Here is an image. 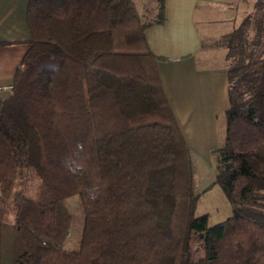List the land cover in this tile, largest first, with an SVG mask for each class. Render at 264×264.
Returning <instances> with one entry per match:
<instances>
[{
	"label": "trees",
	"instance_id": "16d2710c",
	"mask_svg": "<svg viewBox=\"0 0 264 264\" xmlns=\"http://www.w3.org/2000/svg\"><path fill=\"white\" fill-rule=\"evenodd\" d=\"M255 9L264 10L261 0ZM131 0H28V48L0 99V264H264L262 15L223 40L227 109L212 153L230 216L195 217L191 153ZM76 198L81 231L67 201Z\"/></svg>",
	"mask_w": 264,
	"mask_h": 264
},
{
	"label": "crops",
	"instance_id": "0c3cea01",
	"mask_svg": "<svg viewBox=\"0 0 264 264\" xmlns=\"http://www.w3.org/2000/svg\"><path fill=\"white\" fill-rule=\"evenodd\" d=\"M28 0H0V99L9 95L13 74L28 48ZM202 0H162V24L143 33L170 112L193 158L207 160L224 134L227 109L225 67L199 64L196 11ZM142 23L157 21L158 0H131ZM213 154V153H212ZM194 158V159H195Z\"/></svg>",
	"mask_w": 264,
	"mask_h": 264
},
{
	"label": "rangeland",
	"instance_id": "374dc122",
	"mask_svg": "<svg viewBox=\"0 0 264 264\" xmlns=\"http://www.w3.org/2000/svg\"><path fill=\"white\" fill-rule=\"evenodd\" d=\"M257 0H202L196 11L197 31L201 49L198 55L199 64L205 67H225L228 50L223 37H226L249 14L252 20L244 32L245 42H251L256 35L255 18L262 15V42L264 43V10L255 9ZM264 6V0H261ZM220 122L223 123L222 120ZM224 124V123H223ZM195 158V157H194ZM192 161L193 192L197 195L194 216L205 215L207 227L223 222L230 216V205L217 186L207 190L215 174L214 155L211 153L207 160L194 159ZM67 205L72 214V228L64 245V251L77 249L81 231V214L76 198L69 199Z\"/></svg>",
	"mask_w": 264,
	"mask_h": 264
}]
</instances>
